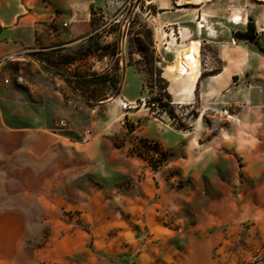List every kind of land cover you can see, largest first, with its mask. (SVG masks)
Here are the masks:
<instances>
[{"label":"rangeland","instance_id":"374dc122","mask_svg":"<svg viewBox=\"0 0 264 264\" xmlns=\"http://www.w3.org/2000/svg\"><path fill=\"white\" fill-rule=\"evenodd\" d=\"M43 2L53 20L35 45L0 55V127L29 129L49 148L34 165L14 166L37 189L4 201L0 264H264L259 40L222 75L204 43L196 84L174 82V54L145 20L143 0ZM89 5L93 31L71 36ZM138 43L154 59L149 69ZM114 70L118 94L85 83ZM160 80L179 94L193 85L174 99L173 116L146 105Z\"/></svg>","mask_w":264,"mask_h":264},{"label":"crops","instance_id":"0c3cea01","mask_svg":"<svg viewBox=\"0 0 264 264\" xmlns=\"http://www.w3.org/2000/svg\"><path fill=\"white\" fill-rule=\"evenodd\" d=\"M11 1L16 4L15 10L9 11L5 16L2 9L3 7L8 9ZM145 2L148 10L144 13V18L154 35L158 36L162 48L168 53L174 54L192 42H199L201 62L202 45L204 43L210 45L224 63L220 72L222 75L228 70L232 55H246L248 51L251 52L250 47L246 45L250 43L249 41L234 36L236 33H245L247 23L251 22L255 28V41L258 39L260 43L258 51L263 54L261 49H264V45L260 36L264 34V0H145ZM45 10L50 12V7L49 4L46 7L43 0H0V55L7 57L19 48L34 46L37 37L53 20L50 15L46 18L43 16ZM82 12L80 18L78 15L75 16L70 28L73 37L90 31V5ZM198 25L203 26L199 28ZM169 30H174L177 35L179 33V37L177 36L175 46L165 49L162 45V32ZM206 59L208 60L207 57ZM192 89L193 85L179 94L171 91L169 87L172 105L179 103L174 101L178 95H187ZM135 99L127 101L131 103ZM39 137L38 133L29 136V129L10 130L0 127V212L5 211L7 207L4 201L9 197V191L33 192L37 189L32 179L23 177L29 172L14 166L25 161L34 165L40 154L49 153V148L41 150L38 147ZM7 166L13 168L7 170L5 168ZM7 173L12 177L8 178Z\"/></svg>","mask_w":264,"mask_h":264},{"label":"trees","instance_id":"16d2710c","mask_svg":"<svg viewBox=\"0 0 264 264\" xmlns=\"http://www.w3.org/2000/svg\"><path fill=\"white\" fill-rule=\"evenodd\" d=\"M94 7L90 6V30L93 31V23H94V17L96 15ZM95 36V35H94ZM235 38L240 39V40H247V41H255V28L254 25L251 22L247 23V30L245 33H236ZM93 37V36H91ZM90 38V37H89ZM93 48L98 51L102 49L103 47L100 46L97 43H93ZM110 46L111 48H114L117 46L115 45H107V47ZM138 46V52L143 55V60H144V65L146 66V69H149L151 64H154V59L153 57L149 56L147 53V49L142 46L141 43L137 44ZM117 49V48H116ZM115 49V50H116ZM113 51L112 56L117 55V50L116 53ZM261 52L264 53V49H261ZM50 64V62L48 61ZM116 70V67H115ZM113 74H107L104 76H92L89 79H86L85 83L87 84H96V85H101L104 87H108L112 90L113 93L118 94L119 93V84L121 78L118 77L115 73ZM85 80V79H84ZM82 84V83H81ZM160 84V92L157 98L153 99L151 102H147L146 105L150 111H154L153 109L156 110H164L167 109V114L169 116H173V107H172V98L171 95L169 94L167 90V83L164 80L159 81Z\"/></svg>","mask_w":264,"mask_h":264},{"label":"bare ground","instance_id":"6f19581e","mask_svg":"<svg viewBox=\"0 0 264 264\" xmlns=\"http://www.w3.org/2000/svg\"><path fill=\"white\" fill-rule=\"evenodd\" d=\"M238 20L235 19V21ZM199 53V42H192L187 47L179 49L174 53L173 66L170 68L174 82L182 79H187L191 83L197 82L200 62Z\"/></svg>","mask_w":264,"mask_h":264},{"label":"built area","instance_id":"2783aa9c","mask_svg":"<svg viewBox=\"0 0 264 264\" xmlns=\"http://www.w3.org/2000/svg\"><path fill=\"white\" fill-rule=\"evenodd\" d=\"M145 5H144V9L147 11V4L145 2V0H143ZM141 10V8H139V11ZM202 20V18H201ZM203 25H198L199 28H201ZM177 36L179 37V33L177 35V32H174V30H169L167 32H162V45L165 49H167L168 47H173L176 45V40H177ZM261 42L264 45V34H262L260 36ZM20 81L22 79H19ZM8 82V81H6ZM62 126H65L64 123H62Z\"/></svg>","mask_w":264,"mask_h":264},{"label":"water","instance_id":"95a60500","mask_svg":"<svg viewBox=\"0 0 264 264\" xmlns=\"http://www.w3.org/2000/svg\"><path fill=\"white\" fill-rule=\"evenodd\" d=\"M250 43H252V41H249Z\"/></svg>","mask_w":264,"mask_h":264}]
</instances>
